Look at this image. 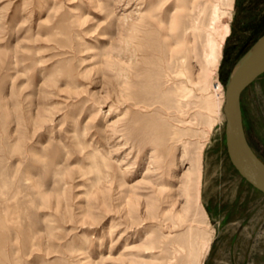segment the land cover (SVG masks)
Returning a JSON list of instances; mask_svg holds the SVG:
<instances>
[{
  "label": "rangeland",
  "instance_id": "1",
  "mask_svg": "<svg viewBox=\"0 0 264 264\" xmlns=\"http://www.w3.org/2000/svg\"><path fill=\"white\" fill-rule=\"evenodd\" d=\"M263 32L264 0H0V264H264L221 111ZM240 110L264 163V73Z\"/></svg>",
  "mask_w": 264,
  "mask_h": 264
},
{
  "label": "water",
  "instance_id": "2",
  "mask_svg": "<svg viewBox=\"0 0 264 264\" xmlns=\"http://www.w3.org/2000/svg\"><path fill=\"white\" fill-rule=\"evenodd\" d=\"M264 73V32L239 59L224 86L221 111L227 158L236 173L264 195V163L250 148L244 135L240 94L256 77Z\"/></svg>",
  "mask_w": 264,
  "mask_h": 264
},
{
  "label": "bare ground",
  "instance_id": "3",
  "mask_svg": "<svg viewBox=\"0 0 264 264\" xmlns=\"http://www.w3.org/2000/svg\"><path fill=\"white\" fill-rule=\"evenodd\" d=\"M228 34V28L225 27L224 29V35H223V38L219 44V47H218V50L216 49L215 50V47L213 46V42L210 40V39H207L206 41V51H204V58H205V62L208 66V71L214 75V72L216 70V66H217V62H218V51L221 49L222 47V43L224 41V38L225 36ZM209 74V73H208ZM209 74V75H211ZM218 87H221V85L218 83L217 85ZM200 156V155H199ZM199 164V158H195L194 159V164H191V169L194 171V170H197V166ZM188 199V197H187Z\"/></svg>",
  "mask_w": 264,
  "mask_h": 264
}]
</instances>
